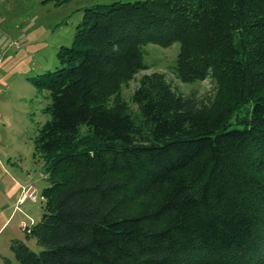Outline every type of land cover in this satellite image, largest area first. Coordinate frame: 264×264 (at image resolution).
Returning a JSON list of instances; mask_svg holds the SVG:
<instances>
[{"label": "trees", "instance_id": "obj_1", "mask_svg": "<svg viewBox=\"0 0 264 264\" xmlns=\"http://www.w3.org/2000/svg\"><path fill=\"white\" fill-rule=\"evenodd\" d=\"M70 0H44L61 5ZM180 44L184 83L149 69ZM49 92L35 157L43 216L2 264H264V0H109L84 13Z\"/></svg>", "mask_w": 264, "mask_h": 264}, {"label": "rangeland", "instance_id": "obj_2", "mask_svg": "<svg viewBox=\"0 0 264 264\" xmlns=\"http://www.w3.org/2000/svg\"><path fill=\"white\" fill-rule=\"evenodd\" d=\"M109 0H70L61 5L44 0H0V252L14 258L9 242L20 239L30 249L42 248L35 239L26 238L25 229L43 216L42 192L48 187L43 159L35 157V139L39 127L49 116L44 109L50 103L49 92L34 81L48 71L60 68L58 52L70 47L84 13ZM144 62L149 69L124 89L132 105L138 80L145 74L160 72L184 95H194L203 103L216 92L211 78L184 83L175 73L180 44L163 48L148 44ZM36 189V200L19 203L23 191ZM1 256V255H0Z\"/></svg>", "mask_w": 264, "mask_h": 264}, {"label": "built area", "instance_id": "obj_3", "mask_svg": "<svg viewBox=\"0 0 264 264\" xmlns=\"http://www.w3.org/2000/svg\"><path fill=\"white\" fill-rule=\"evenodd\" d=\"M26 199L36 200V189L35 188L28 187L27 190L25 189L23 191L21 198L19 199V203H23Z\"/></svg>", "mask_w": 264, "mask_h": 264}, {"label": "crops", "instance_id": "obj_4", "mask_svg": "<svg viewBox=\"0 0 264 264\" xmlns=\"http://www.w3.org/2000/svg\"><path fill=\"white\" fill-rule=\"evenodd\" d=\"M10 242H11V240H10ZM10 242H9V245H10ZM0 255L1 256H5L4 254H2L1 252H0ZM5 257H8V256H5ZM10 258V257H9ZM12 259V258H11ZM0 264H2V259H1V257H0Z\"/></svg>", "mask_w": 264, "mask_h": 264}]
</instances>
